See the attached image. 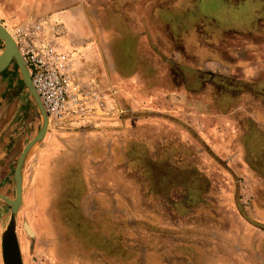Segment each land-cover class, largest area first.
Segmentation results:
<instances>
[{"label": "rangeland", "instance_id": "obj_1", "mask_svg": "<svg viewBox=\"0 0 264 264\" xmlns=\"http://www.w3.org/2000/svg\"><path fill=\"white\" fill-rule=\"evenodd\" d=\"M256 3V15L264 18ZM176 4L160 11V21L172 22L177 33L188 35L202 21L217 32L238 29L242 13L224 0ZM260 25L263 31L264 19ZM238 33L227 34L221 47L233 70L212 66L213 75L224 77L207 85L202 100L209 108L197 102L200 97L167 93L168 80L177 87L194 84L201 65L182 46L164 42L157 54L163 84L143 102L131 95L124 105L117 102L124 125L118 122L111 132L104 131L110 124L76 128L69 139H62L64 130H51L31 148L16 216L24 264H264V134L240 141L241 123L215 98L233 94L242 120L252 117L242 106L264 107V62L257 76L242 68L264 61V33ZM247 40L256 48L245 53ZM4 47L0 39V53ZM184 75L191 77L183 81ZM0 77V193L14 199L20 152L43 117L15 66ZM10 217L11 205L0 199V264Z\"/></svg>", "mask_w": 264, "mask_h": 264}, {"label": "crops", "instance_id": "obj_2", "mask_svg": "<svg viewBox=\"0 0 264 264\" xmlns=\"http://www.w3.org/2000/svg\"><path fill=\"white\" fill-rule=\"evenodd\" d=\"M178 1L0 0V22L12 29L28 21L48 18L50 25L46 27L47 33L55 34L57 32L60 34V37L56 38V43L61 46L62 50L68 51L74 58H77V75L81 79L79 81L84 82L85 87H94L97 85L95 83L99 82L104 89L115 94L119 104L124 105L125 99L129 101L131 98L130 95L142 102L156 95L161 81L159 75L161 61L158 55L162 38L166 37L167 48L170 44L174 48L182 46L188 57L191 56L202 64H212L214 61L219 64L227 63V60L221 57V53L210 49L207 30L202 29L203 21L200 25L196 24L188 35L182 29L179 30V33L177 30H172V22L170 27V24L160 21V11L175 10ZM224 2L233 7L227 0ZM237 5L238 10L242 13L237 21L238 29L249 33L258 31V16L254 10L256 2L241 0ZM222 33L223 31L218 32L217 40L222 37ZM113 36H117L114 42L111 39ZM251 46H255V44ZM251 48L245 47L242 50L249 52ZM263 62L250 61L242 68L251 74L254 73L253 76H257L261 73ZM195 75L197 79H193L194 84L192 85L183 82V85L177 87L175 81H168V83L173 82L175 88L170 89L167 85V93L170 95L172 91L174 93L178 91L185 98L200 97L201 100L197 102L202 104L203 95L207 96V89H202L203 82L206 81L202 79L201 73ZM190 77L191 75H184L183 81ZM247 79L251 80L252 77L249 76ZM262 86L264 87V84ZM181 89L184 90L181 91ZM233 97V94L227 93L224 99L229 98L233 101L235 100ZM236 97H239V94ZM117 111L116 108H109L106 113L112 115ZM246 113L252 117H244L242 120L241 115L244 112L238 113L241 118V121L237 119L239 123L241 122L238 131L242 136L239 139L243 141V138L248 136L255 142L257 132L264 134V107L259 106L253 113ZM118 122L121 123V121L115 120L101 122V125L110 124L112 127H106L104 131L111 132L115 128L113 126H117ZM73 133L76 131L63 132L62 139L73 137ZM109 136L103 138L107 140ZM87 140H90L88 136ZM59 142L62 144L63 140ZM241 143L238 141V145ZM80 157H78L79 160L85 159L83 156ZM88 169L90 166H86V170ZM86 173L90 185V171L88 170Z\"/></svg>", "mask_w": 264, "mask_h": 264}, {"label": "built area", "instance_id": "obj_3", "mask_svg": "<svg viewBox=\"0 0 264 264\" xmlns=\"http://www.w3.org/2000/svg\"><path fill=\"white\" fill-rule=\"evenodd\" d=\"M48 25V18L27 22L13 31V37L31 72L49 121L58 124L106 113L101 91L85 87L74 79L70 57L48 39L45 32Z\"/></svg>", "mask_w": 264, "mask_h": 264}, {"label": "flooded vegetation", "instance_id": "obj_4", "mask_svg": "<svg viewBox=\"0 0 264 264\" xmlns=\"http://www.w3.org/2000/svg\"><path fill=\"white\" fill-rule=\"evenodd\" d=\"M229 3H231L232 5H233V3H235V2H237V4H238V2L239 1H241V0H227ZM255 2H259V6H261V4H262V8H263V10H264V1L262 2V1H256V0H254ZM237 4H235V5H233L234 7H236L237 8ZM257 4V3H256ZM207 19H208V17H207ZM261 19H264V18H261ZM261 19H259V16H258V20H257V27H258V31H256V32H251V33H249V32H247V31H243V29H237V30H235V29H228V30H226V31H223V33H222V37L219 39V40H217V38H218V36H219V34H218V32L216 31V29H214V28H211V29H208L207 28V25H205V23L206 22H202V29H204V30H207V34H208V42H209V44H210V49L211 50H214L215 52L217 51V52H219V53H221V57H223V58H225L226 60H227V63H221V64H219V63H217L216 61H214V63H212V64H202V63H200V62H198V61H196V60H194L191 56H190V58L193 60V61H195V62H198L200 65H201V67H200V70H201V76H202V79H205V89H207V85L209 84L210 86L212 85V86H214V84H213V80H211V79H216V78H219V77H224L223 75H221V76H216L215 74L213 75V68H212V66H215L217 69L216 70H220L221 72H223L224 70H226V71H228L229 73H230V71H232L233 70V66H234V63H233V60L231 61V60H228V58H227V56L224 54L223 55V53L221 52V47L222 46H224V44H225V42H224V38L226 37V35L227 34H229L230 32H233V31H235L236 33L237 32H239L238 34H240V33H242V34H245V33H248V34H251V35H249L250 36V38H253L254 37V34H262V33H264V27H263V31H262V26L260 25V20ZM260 31H262V32H260ZM46 32V34H47V36H48V39L50 40V41H52L53 43H55L56 45H58V47H59V49H60V51H62V52H64V53H66L69 57H70V59H71V66H70V69H71V72H72V74H73V77H74V79H76V80H81V79H79V75H77V68H76V60H77V58H74V56H72L68 51H65V50H62L61 49V46L59 45V44H57L56 43V38H58V37H60V34H58L57 32L55 33V34H49V33H47V31H45ZM244 32V33H243ZM209 35H211V36H213V38L211 39H209ZM252 36V37H251ZM161 43H160V45L161 44H164V42L165 41H160ZM249 42V40H247V43H246V41L244 42L246 45H241L243 48H245V47H252L251 48V50H249V52L251 51L252 52V50L254 51V49L256 48L255 46H251V45H253V44H255L254 43V41L252 40V43H248ZM166 44V43H165ZM221 44H223V45H221ZM230 45H231V47L233 46V45H235L234 43L233 44H231V43H229ZM228 44V45H229ZM168 46V45H167ZM161 48V47H160ZM242 48V49H243ZM223 50V49H222ZM248 52V51H247ZM247 52H245V53H247ZM245 53H243V54H245ZM150 55V54H149ZM255 57V56H254ZM261 59V58H260ZM161 61V60H160ZM199 70V71H200ZM160 71H161V69H160ZM160 75V74H159ZM170 77V76H169ZM168 77V78H169ZM207 77H209L210 79L208 80L207 79ZM160 79H161V81L159 82V84L161 85V84H163V77L160 75ZM169 81V80H168ZM175 80H173V82H174ZM170 82V81H169ZM168 83V82H166L165 84H166V90H167V85H174V83ZM8 84V83H7ZM95 84H97L96 86H94L95 88H97L98 90H100L101 91V100H102V105L104 106V108L107 110V109H111V108H116V110H118L117 111V113H115V114H107V115H104L103 117H101V116H93V117H90V118H88V117H85V118H82V119H80V120H76V119H74V120H66V121H64V122H62V123H58V124H54V123H51L50 121H49V126H48V129H47V132H46V134H45V136H44V138L42 139V140H40V141H38V142H43L45 139H46V137H47V135L49 134V131H61V130H64L63 132H65V131H72V130H74V129H76V128H89V127H94L95 125L97 126V125H100L101 124V122H103V121H105V122H112V121H115V120H119V121H121L122 123H121V125H124V122L126 121V114H122L121 112H123L122 111V109H119L118 107H117V102H118V100H117V98H116V96H115V94H113V93H111V91H109V90H106V89H104V87L99 83V82H96ZM81 85H83V86H85V84H84V82H81ZM159 85V86H160ZM202 86H204V85H202ZM16 88V87H15ZM203 88V87H202ZM166 90H164L165 92H166ZM180 90V89H179ZM182 90H184V89H181V91ZM208 91V90H207ZM208 93V92H207ZM224 92H221L220 93V95H219V97H215V98H219V100H221L222 101V103H220V106H222V107H227V108H229V112L232 114V116L233 117H235L234 119H239L238 117H239V112H242L241 111V109H239L238 108V106L240 107V102L239 101H236V99L235 100H233V101H235V102H233V101H229L228 99H224V96L227 94V93H225V94H223ZM165 94V93H164ZM217 96V95H216ZM225 100V101H224ZM231 102L230 103V105H229V102ZM202 107H205V109H207V108H209V106H208V102L207 101H204V100H202ZM204 102H206V103H204ZM119 103V102H118ZM242 108H245L244 110H245V112H250V113H253V107H250V106H242ZM255 111H256V108H255ZM236 113V114H235ZM128 114V113H127ZM236 115H238V117L236 116ZM237 117V118H236ZM110 118V119H109ZM43 122H44V120L42 121V125L36 130V131H33V135L32 136H30L29 138H28V140L24 143V146H23V149H22V151L20 152V155H19V158H20V156H21V154H22V152H23V150H24V148H25V146L27 145V143L28 142H30L33 138H35L37 135H38V133L40 132V130H41V128H42V126H43ZM237 122H238V120H237ZM241 123V122H240ZM62 132V133H63ZM6 138V137H5ZM241 141V140H240ZM8 142V141H7ZM7 142H6V140L3 142V147L7 144ZM37 142V143H38ZM36 143V144H37ZM31 150V149H30ZM29 153V152H28ZM28 155L29 154H27V157H26V159H25V164H26V162H27V160H28ZM5 156H2V157H0V159H3ZM19 158H18V161H19ZM10 160H6V161H4V163L5 162H9ZM3 162V161H2ZM11 162V161H10ZM11 164V163H10ZM24 164V165H25ZM17 165H18V162H17ZM17 165H16V167H17ZM16 167H15V170H16ZM14 178H15V171H14ZM23 181H24V178H23ZM23 189H24V187H23ZM0 194H3V193H0ZM3 195H5V194H3ZM5 196H7V195H5ZM7 197H9V196H7Z\"/></svg>", "mask_w": 264, "mask_h": 264}, {"label": "water", "instance_id": "obj_5", "mask_svg": "<svg viewBox=\"0 0 264 264\" xmlns=\"http://www.w3.org/2000/svg\"><path fill=\"white\" fill-rule=\"evenodd\" d=\"M21 25H18L17 27ZM17 27L9 29L0 22V39L3 40L5 44L4 50L0 53V74L9 68L10 65L14 66L15 63L17 64L18 71L22 75V80L33 97L44 122L38 135L27 143L19 158L18 165L15 170V198L12 199L0 194V199L6 200L11 205L10 221L2 235V257L4 264H24L16 228V216L19 211V207L23 202V167L28 152L38 141L44 138L49 126V117L45 111L41 98L33 85L31 72L18 49L17 41L13 37V31ZM26 229L32 233L28 225H26Z\"/></svg>", "mask_w": 264, "mask_h": 264}, {"label": "trees", "instance_id": "obj_6", "mask_svg": "<svg viewBox=\"0 0 264 264\" xmlns=\"http://www.w3.org/2000/svg\"><path fill=\"white\" fill-rule=\"evenodd\" d=\"M14 66H15V70H18V66H17L16 63L14 64ZM3 72H4V71H3ZM23 83H24V81H23Z\"/></svg>", "mask_w": 264, "mask_h": 264}, {"label": "bare ground", "instance_id": "obj_7", "mask_svg": "<svg viewBox=\"0 0 264 264\" xmlns=\"http://www.w3.org/2000/svg\"><path fill=\"white\" fill-rule=\"evenodd\" d=\"M30 230H31V228H30ZM31 232H32V230H31Z\"/></svg>", "mask_w": 264, "mask_h": 264}]
</instances>
